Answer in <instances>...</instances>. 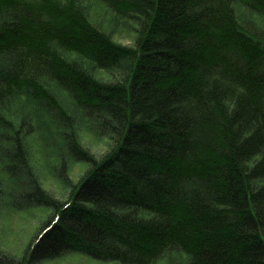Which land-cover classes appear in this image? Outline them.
Returning a JSON list of instances; mask_svg holds the SVG:
<instances>
[{"label": "trees", "instance_id": "16d2710c", "mask_svg": "<svg viewBox=\"0 0 264 264\" xmlns=\"http://www.w3.org/2000/svg\"><path fill=\"white\" fill-rule=\"evenodd\" d=\"M15 99L111 146L96 158L63 132L88 169L65 202L31 180L21 199L56 211L0 264H264V0H0V162L24 170Z\"/></svg>", "mask_w": 264, "mask_h": 264}, {"label": "rangeland", "instance_id": "374dc122", "mask_svg": "<svg viewBox=\"0 0 264 264\" xmlns=\"http://www.w3.org/2000/svg\"><path fill=\"white\" fill-rule=\"evenodd\" d=\"M94 16L102 19L105 27H112L114 37L125 45H131L135 38L133 27L124 20L115 24L111 13ZM117 22V21H116ZM12 111H21L30 122L26 135L31 156L28 166L14 169L0 162V249L21 259L30 243L41 229L48 224L56 209L52 206L26 204L21 199L23 191L30 188L31 180L38 181L41 188L60 202L71 196L72 187L88 169V165L73 158L66 148L63 132L75 134L80 143L96 158L102 157L111 146L109 138H98L77 115L68 118L65 126L45 108L33 103L13 101ZM20 107V108H19ZM17 113V112H16ZM65 164L62 167V164ZM40 264H119L113 261H96L86 255L73 254ZM157 264H186L183 255H171Z\"/></svg>", "mask_w": 264, "mask_h": 264}]
</instances>
